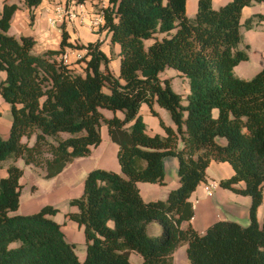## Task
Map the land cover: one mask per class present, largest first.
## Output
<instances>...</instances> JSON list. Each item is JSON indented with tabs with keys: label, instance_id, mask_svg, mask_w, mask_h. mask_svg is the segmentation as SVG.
I'll list each match as a JSON object with an SVG mask.
<instances>
[{
	"label": "trees",
	"instance_id": "trees-1",
	"mask_svg": "<svg viewBox=\"0 0 264 264\" xmlns=\"http://www.w3.org/2000/svg\"><path fill=\"white\" fill-rule=\"evenodd\" d=\"M262 1L230 0L213 8L212 0H197L188 17L186 0H108L102 27L119 45L118 74L100 40L73 44L64 23L59 48L35 53L33 37L8 33L18 5L3 3L0 95L10 105L11 122L8 135H0V167L22 158L26 165H43L44 178L55 177L90 154L106 125L118 146L120 171L91 169L81 194L69 200L76 210L64 215L82 227L85 239L80 260L50 217L57 207L16 212L23 170L9 164L0 178V264H131V252L140 255V264H173L174 251L184 244L188 264H264V214L261 223L256 217L264 188V67L248 79L234 72L249 58L248 44L239 47L242 28L264 19L255 13L242 22V9ZM40 2L24 0L31 12ZM67 47L85 50L77 60L82 72L60 58ZM166 68L188 79L185 104L160 78ZM142 103L154 115V103L166 109L175 127L160 121L164 135L146 133ZM101 109L113 115L105 117ZM167 156L177 159L179 184L165 199L145 201L137 183L163 184ZM211 161L227 162L234 171L219 186L250 197L247 224L218 220L203 232L192 226L189 197L206 180ZM154 224L160 231L150 235Z\"/></svg>",
	"mask_w": 264,
	"mask_h": 264
},
{
	"label": "crops",
	"instance_id": "crops-1",
	"mask_svg": "<svg viewBox=\"0 0 264 264\" xmlns=\"http://www.w3.org/2000/svg\"><path fill=\"white\" fill-rule=\"evenodd\" d=\"M5 1L7 3H16L18 5V8L11 17L8 33L13 34L15 36L25 35V36L33 37V39L35 40V44L33 46L35 53H43L48 49L59 48V44L61 40L60 25L61 23H64L65 28L69 34L68 41L73 44L76 43L85 44L88 42L100 40L101 49L106 53L107 56L110 57L112 55V59L110 61L111 69L114 71L115 74L119 73V61H120V57L118 54L119 45L117 43H111L110 33H108V31L102 27L103 23L101 24L98 30L92 29L89 25L90 19L94 18L95 14L99 10H101L102 8L108 5V0H83L81 3H76L74 2L75 0H41V2L37 6L33 7L32 12L24 4V0H0V8L2 7ZM228 1L230 0H212V6L213 8H218L220 5ZM55 3L63 6L65 10L63 16L60 19L55 18L56 16L54 10ZM189 9H192L191 12L195 11L196 13L197 0H186V13L188 17L192 16L190 15L191 13L189 12ZM255 13H259L263 15L264 10L258 8L255 3L252 4L251 6L244 7L242 9L241 21L244 22L246 19L250 18ZM257 25H260L261 27L264 28V19H261L257 24L254 23L252 29H249L247 31L251 32L253 29L256 28ZM243 30L246 29L242 28V33ZM245 44H248V46L252 45L249 42L248 38H245L243 34V42L240 43L239 47L244 48ZM65 53L67 54V63H73V65L76 66L78 64L76 63L77 58L83 56L85 54V50L67 47L65 49ZM166 69L163 72H161L159 76L162 80L167 79L169 83L172 84L171 82L172 78L168 76L162 77L166 75V74L162 75V73H164ZM169 72H170V76H174L175 78H180L185 83L184 78L179 75L180 73L178 71L177 72L169 71ZM4 75H5L4 72H0V80L4 78ZM244 79H248V78H244ZM185 85H186V89H183L182 92L179 91L177 92L173 87L172 88L174 91L181 94L183 98V95L186 97L187 93L189 92L188 84L185 83ZM2 100L4 101V99L0 95V113H2L3 111L7 112L8 110L10 112V105L7 102H2ZM153 106L155 108V111L162 115L163 118L162 122L164 123V125L171 126L174 128L175 125L168 111L165 109L166 112H164L162 111V108L156 107L155 105ZM101 112L105 117H110L113 115V112L109 110L107 111V109H101ZM139 113L144 123L146 124V133L150 135L165 134V130L164 129L162 130V128L160 127L158 123V119L155 118L148 104L142 103L139 108ZM116 115L121 117L122 113L120 111H117ZM0 131H2L5 135L6 133L8 135L9 128L6 131V124L0 122ZM104 138L109 141L107 150L110 152V155L106 159L104 165L95 168H104L114 171H120V166L117 160L118 146L117 144H115L110 140L107 133L106 125L101 126V140ZM23 140H25V138H23ZM32 141L34 142V137H31L29 139V145L33 144ZM99 144L97 146L91 147L90 154L88 156L75 158L64 168V170L65 169L71 170L72 167L73 173L77 174L76 170L78 167H80L79 163L85 165L86 161L89 160L92 151H98L100 152L101 155V150L98 149ZM101 156L105 157V153H103ZM17 160L13 161L11 159H8L2 162L0 167V178L5 177L7 175V166L9 164L13 163L18 166ZM163 163H164V172H165L163 184L150 183V182L137 183L140 195L145 201L162 199L164 196L167 197L168 192L176 188L179 184L178 176H177V167H178L177 159L172 156H167L164 158ZM74 166H78V167L75 168ZM91 167L92 166L90 167L86 166L84 172H89L91 169H93ZM167 167L171 168L170 172L176 175L175 178H172L170 175V179H168V174L166 171ZM22 169H24V167ZM208 169H212L211 174H218L217 181L213 178H210V175L207 172ZM233 173L234 171L232 167L227 162L211 161L206 169V175H207L206 180L200 182L197 185L196 189L191 193L189 197V201L192 202L193 210H194V214L191 218V224L198 232H203L209 225H211L212 223L218 220H233L238 223L240 222L246 223L248 221V209L251 202L250 197L247 195H241L235 193L232 190L219 186L218 184V181L220 179H225L231 176ZM22 178L23 175L20 178L19 182L23 186ZM208 183L212 184L211 195L207 194L204 189V186ZM238 185L243 186V182H239ZM63 201L66 202L65 199ZM32 204L34 203L29 202L26 208L29 210H32V208H36L35 210L37 211L43 205V204H39V205H35V204L32 205ZM48 204L54 206V202H48ZM75 210L73 209L64 210V214L68 211H75ZM27 212L32 213L35 211L32 210ZM23 214H27V213L23 212ZM263 214H264V188H263L262 203L257 208V212H256V217L259 223L262 222ZM51 217L52 219L56 220L58 223L61 224V229L65 233V236L68 238V240L74 243L75 246L77 245L84 250L82 257L78 256L80 260H83L85 256V239L83 232L78 228V225L73 220L66 218L65 215L62 221L57 220L56 217H54V215ZM182 226H185V224H183ZM183 246L185 247V250H182L180 248ZM179 252L183 253L184 264H188V260L186 262L187 259L186 244L179 246L174 251L173 264H176L175 255Z\"/></svg>",
	"mask_w": 264,
	"mask_h": 264
},
{
	"label": "rangeland",
	"instance_id": "rangeland-1",
	"mask_svg": "<svg viewBox=\"0 0 264 264\" xmlns=\"http://www.w3.org/2000/svg\"><path fill=\"white\" fill-rule=\"evenodd\" d=\"M255 4L257 5L258 8L264 10V1L255 3ZM191 11L192 9H189V12L191 13L190 15H192L189 17H193L195 15V11L194 12H191ZM246 31L247 30H243L244 37L248 38L249 42L252 44L246 48V51L249 55V59L241 61L238 65H236L234 67V72L240 77L250 78L258 70L264 67V28L261 27L260 25H257L256 28L253 29L251 32H248V31L246 32ZM76 44H79V43H76ZM71 48H76V47H71ZM81 57L77 58V60L80 59ZM77 60H76V63L78 64L76 66L73 65V67L78 72H82L84 63L82 61L77 62ZM169 71H175V72L177 71L172 68H167L166 71L162 73V75L166 74L162 77L168 76L172 78L171 82L173 85L170 84L172 85L171 87H173L177 92L178 91L182 92L183 89H186L185 83L188 84V79L185 76H182L185 80V83H184L183 80H181L180 78H175L174 76H170ZM2 102H5V101L2 100ZM182 103L183 104L186 103V97L184 95L182 98ZM153 105H155L156 107L162 108V111L166 112V110L163 107L159 106L157 103ZM154 116L155 118L158 119V123L163 130L164 128L161 126V123H160V121L163 120L162 115L157 112V114ZM0 122L1 123L3 122L6 124V131H7L9 128L10 122H11V114L9 110L7 112L3 111L2 113H0ZM0 135L2 137H6L7 133L5 135L2 131H0ZM218 140L223 142L224 138L218 137ZM108 144H109V141L104 138L101 140L99 147H98V149L101 150V155L105 153L106 158L101 156L100 152L92 151V154L90 155L89 160L86 161L85 165H82L79 163L80 167L74 166L75 168L78 167L76 170L77 174L73 173V169L71 167V170L63 169L64 171L62 173L56 175L55 177L49 178V179L44 178L45 170H44L43 165H31V164L26 165L22 158H18L17 160L18 167L20 165V168L24 167V169H22L23 170V178H22L23 186H22L21 193H20L19 207L16 212L29 213L27 211H32V210L36 211L35 210L36 208H32V210H29L26 208L29 202H33L35 205H39V204L44 205V204H48V202H54V206L58 208V212L54 214V217H56L57 220L62 221L64 218V210H71V209L75 210L76 209V206L71 205L69 203V200L71 198L78 197L81 194L82 188H83V181L87 173V172H84L86 169V166L88 167L92 166L91 168H95V167H100L104 165V163L106 162V159L110 155V152L107 150ZM170 169H171L170 167H167V170H166L168 174V179H170V175L172 178H175L176 175L172 174L170 172ZM207 172L210 175V178H213L217 181L218 174H211L212 169H208ZM165 197L166 196H164L162 199H165ZM64 199L66 202L63 201ZM51 216L53 215H50V217ZM248 222L249 220L246 223ZM246 223H242V224L245 225ZM78 228L82 231V227L78 226ZM159 231H160L159 225L154 224L152 229H150L148 232L150 235H156L159 233ZM65 238L68 242H70L66 236ZM180 248L182 250H185L184 246ZM83 251L84 250L80 248L79 246L77 245L75 246V252L79 257H82ZM129 260L131 264L141 263L140 255L134 252L129 255ZM175 261H176V264H184V258H183L182 252H179L175 255ZM186 262H187V259H186Z\"/></svg>",
	"mask_w": 264,
	"mask_h": 264
},
{
	"label": "built area",
	"instance_id": "built-area-1",
	"mask_svg": "<svg viewBox=\"0 0 264 264\" xmlns=\"http://www.w3.org/2000/svg\"><path fill=\"white\" fill-rule=\"evenodd\" d=\"M54 10H55V14H56V16H55L56 19H60L63 16V13L65 11L63 6L56 4V3L54 4ZM103 20H104V15H103V11L101 9L95 14L94 18L90 19L89 25L92 29L98 30L99 27L101 26V24L103 23ZM60 58L65 63H67V54L65 52L62 55H60ZM204 189H205L207 194H211L212 185L207 184V185H205Z\"/></svg>",
	"mask_w": 264,
	"mask_h": 264
}]
</instances>
